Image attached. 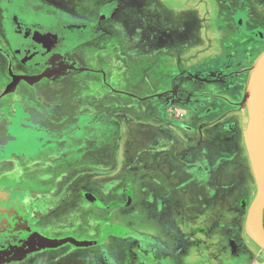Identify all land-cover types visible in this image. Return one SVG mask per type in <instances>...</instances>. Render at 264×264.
<instances>
[{"label": "rangeland", "instance_id": "rangeland-1", "mask_svg": "<svg viewBox=\"0 0 264 264\" xmlns=\"http://www.w3.org/2000/svg\"><path fill=\"white\" fill-rule=\"evenodd\" d=\"M35 28L64 54L52 79L14 56ZM263 51L264 0H0V190L18 189L0 230L22 214L36 244L123 229L31 264H264L243 141Z\"/></svg>", "mask_w": 264, "mask_h": 264}, {"label": "water", "instance_id": "water-1", "mask_svg": "<svg viewBox=\"0 0 264 264\" xmlns=\"http://www.w3.org/2000/svg\"><path fill=\"white\" fill-rule=\"evenodd\" d=\"M263 68L264 51L256 58L250 69L244 89V103L247 107L248 116L251 118L252 127L257 137L261 159V175L256 186L257 189L255 198L251 202L248 209L245 222V233L260 249L264 251V229L262 223L259 227L256 220L259 214L262 215L263 219L264 213V100L259 91ZM39 78L40 79L36 80H41L43 77L39 76ZM12 88L13 86L9 87L7 90H11ZM122 230L123 229L110 226L106 228L104 238L108 235H120ZM104 238L96 243L103 242ZM66 242H70L76 246L82 247L96 244L90 242H75L72 240H65L60 242L42 241L41 246L42 248H51L57 247Z\"/></svg>", "mask_w": 264, "mask_h": 264}, {"label": "flooded vegetation", "instance_id": "flooded-vegetation-1", "mask_svg": "<svg viewBox=\"0 0 264 264\" xmlns=\"http://www.w3.org/2000/svg\"><path fill=\"white\" fill-rule=\"evenodd\" d=\"M12 23H15L16 25L18 24L17 22H12ZM16 28L18 29V27H16ZM36 30H40V31L44 32L45 34H49V33H50V35L52 34L51 30L39 29V28H35L33 30H30L28 33L36 31ZM26 35L27 36H26L25 42L23 44H27L30 41L29 40V35L28 34H26ZM58 42H59L58 38H56L54 40V42H53V45H54L53 46V49H54L53 54L57 55V57H56L57 64L49 65L48 67H45V68L42 69V67H44V66L39 65L41 63L39 61L40 60L41 61H44V60L47 61L50 56H49V54L43 53V50L39 51L38 48H37L36 52L37 53L40 52V53L37 54V56H34V58L32 60H30V59H26L25 61H23V60L20 61V59H17V60L19 61V63H21V64L23 63L22 65H24V66L29 65L32 68L33 67L40 68L43 71H44V69L45 70L48 69L49 71L52 70L53 72L51 71V73H53L52 74V78H53V76L55 74H57L63 68L62 61H59L58 58L61 55L63 56L64 54L58 52V48L60 47ZM29 61L31 62V64H28ZM59 68H61V69L59 71H56ZM39 81H42V80H39ZM143 101H145V100H143ZM243 141H244V137H243ZM244 145H245V142H244ZM245 149H246V152H247L246 145H245ZM247 154H248V152H247ZM248 158H249V155H248ZM249 161H250V159H249ZM250 164H251V162H250ZM251 169H252V166H251ZM253 179H254V177H253ZM254 182H255V179H254ZM255 185H256V183H255ZM5 191H7V190H0V219L2 218L1 217L2 215L7 214V213L10 212L7 209H9V206L11 204V202H9V201L13 200V198L11 197L12 196L11 192H13V193L15 192V193L18 194V189H16V188H13L11 190V192H9V193L5 192ZM126 194H129V192H126ZM87 200H90V199H87ZM127 200H129L128 203H127L128 206H129L130 205V203H129L130 199H127ZM20 201H21L22 204L25 203V201H23V200H20ZM16 202H17V200H16ZM95 204H96V206H101V205H99L98 202H96ZM25 219H27V220H25ZM21 221L22 222L17 225V228L13 229L12 231L6 232V231H1L0 230V251H1L2 247H3V245H4V240H3V237H2L3 235L8 234L7 237H9V238L12 237L15 240V242L14 241L12 242V239H10L11 240V245H10V249L7 252L9 257H8V259L5 258L6 260H8V262H9L8 264H31L33 262V256L37 252L36 248H41V243H42V241H44V240H39L38 239V243L40 245L36 244V239H37L36 238L35 241H34L35 244L32 243L31 240H30L31 234L29 232L37 231L35 228L32 227L33 226V222L32 221L30 222V218L27 217L26 215H23V214H22V217H21ZM1 227H2V225H1V221H0V228ZM19 232H21V234L23 235V237H22L23 244L22 245L17 243V237L19 236ZM119 238L124 239L125 237H124V235H122ZM67 244L73 249L78 248L75 245L73 246V245H71L69 243H67ZM36 245L39 246V247H36ZM64 245H66V244H64ZM58 248H56V249H58ZM44 250L48 251L49 249H44ZM65 253H68V251L63 252L62 254L64 255ZM62 254L58 253L56 255L55 259L62 260L61 257L62 258L66 257V256H62ZM45 255H47V254H45ZM1 258H2V256H0V264H2Z\"/></svg>", "mask_w": 264, "mask_h": 264}, {"label": "crops", "instance_id": "crops-1", "mask_svg": "<svg viewBox=\"0 0 264 264\" xmlns=\"http://www.w3.org/2000/svg\"><path fill=\"white\" fill-rule=\"evenodd\" d=\"M11 25L10 26H6V30L7 32H9L10 34H14L17 30L16 28V24L9 22ZM6 32V33H7ZM29 35V43L27 44H23L21 45V49L19 51H14L15 55L17 57V59H20V61H25L26 59H30L32 60L34 58V56H37L36 50L37 48L39 49V51L43 50V53L45 54H49V59L47 61H39L41 62L39 65H42L44 67H48L49 65H53V64H57L56 61V54H53L54 49H53V42L55 40V38L50 35V34H45L44 32L40 31V30H36L33 32L28 33ZM54 39V40H53ZM55 44V43H54ZM61 66V65H60ZM25 67H30L29 65H26ZM61 68L57 69L56 71H59ZM52 71V70H51ZM51 71H49L48 69H44V71H42L43 73L39 74V76H42L43 79H49L52 78V74ZM53 72V71H52ZM45 75V76H44ZM38 76V77H39ZM40 79V78H39ZM204 83V82H202ZM206 85V83H204ZM13 90V88L11 90H7L8 93H13L11 92ZM46 249V248H44ZM51 249H55L54 247Z\"/></svg>", "mask_w": 264, "mask_h": 264}, {"label": "bare ground", "instance_id": "bare-ground-1", "mask_svg": "<svg viewBox=\"0 0 264 264\" xmlns=\"http://www.w3.org/2000/svg\"><path fill=\"white\" fill-rule=\"evenodd\" d=\"M259 91L264 100V68H263V73H262L261 82L259 86ZM243 137H244V142H245L247 152L249 155V159L251 162V166H252V174H253V177L255 179V183L257 186V183L261 175V159H260L259 144L257 141L256 134L252 127L251 118L249 116L246 118L244 122ZM256 220H257L258 226L260 227L262 223V215L259 214Z\"/></svg>", "mask_w": 264, "mask_h": 264}]
</instances>
